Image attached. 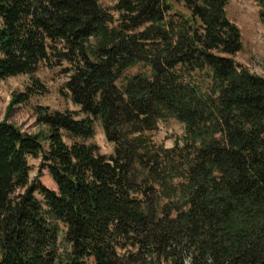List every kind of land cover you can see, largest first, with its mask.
<instances>
[{"label": "trees", "instance_id": "obj_1", "mask_svg": "<svg viewBox=\"0 0 264 264\" xmlns=\"http://www.w3.org/2000/svg\"><path fill=\"white\" fill-rule=\"evenodd\" d=\"M113 2L0 0V81L31 79L0 121V264H264V77L234 60L228 0ZM44 66L78 110L36 107L32 134L9 117Z\"/></svg>", "mask_w": 264, "mask_h": 264}, {"label": "rangeland", "instance_id": "obj_2", "mask_svg": "<svg viewBox=\"0 0 264 264\" xmlns=\"http://www.w3.org/2000/svg\"><path fill=\"white\" fill-rule=\"evenodd\" d=\"M99 5L112 11L113 0H97ZM226 15L240 31L242 50L234 57L236 63L247 68L251 73L264 77V26L259 20V8L254 0H228ZM138 72L131 70L127 76ZM34 78L38 79L45 91L42 94L32 96L28 103L17 106L11 112L9 121L23 131L35 134L39 128L35 126L34 109L38 106L48 107L51 111H77L71 103L65 90L67 76L63 68L41 67ZM31 79L28 76H18L5 81H0V121L7 116V109L15 94L24 93L30 86ZM184 134L183 125L169 120L159 124L154 135L155 142L171 149L181 140ZM88 143L99 148L102 155L109 156L113 153V146L107 142L101 125L96 123L95 136ZM40 159L29 160L30 180H38L46 188L56 190V185L46 169H42Z\"/></svg>", "mask_w": 264, "mask_h": 264}]
</instances>
